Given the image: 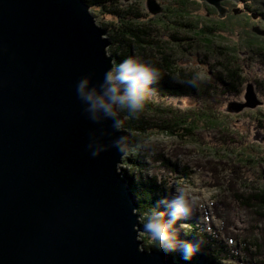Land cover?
I'll use <instances>...</instances> for the list:
<instances>
[{
  "label": "water",
  "instance_id": "95a60500",
  "mask_svg": "<svg viewBox=\"0 0 264 264\" xmlns=\"http://www.w3.org/2000/svg\"><path fill=\"white\" fill-rule=\"evenodd\" d=\"M206 1L229 12L228 0ZM105 33L86 0H0V264L188 262L142 246L137 194L119 169L127 153L85 147L92 132L119 135L88 121L74 92L114 60ZM244 97L228 109L261 104L252 82Z\"/></svg>",
  "mask_w": 264,
  "mask_h": 264
},
{
  "label": "rangeland",
  "instance_id": "374dc122",
  "mask_svg": "<svg viewBox=\"0 0 264 264\" xmlns=\"http://www.w3.org/2000/svg\"><path fill=\"white\" fill-rule=\"evenodd\" d=\"M102 1L106 7L90 5V11L96 22L105 28V37L115 35L118 38L117 24L122 22L109 11L117 8L133 19L138 16L136 20L147 25L149 32L167 45L164 47L166 52H171L169 59L184 69L200 87L190 96L161 98L155 95L156 102L163 108L188 113L191 117L207 110L208 118L217 117L219 122L214 126L209 124L207 117L200 118L193 137L185 133V137L168 136L157 129L148 130L138 146L147 143L149 148L137 146L136 150L130 151L132 157L136 156L142 162V170L132 164H123L124 159L119 169L132 171L135 182L141 185L152 179L150 181L155 183V187L165 190L166 195L180 184L187 186L197 203L189 220L199 226V231L193 238L188 237L186 232L193 228L185 220L182 227L184 238L198 236L202 240V234H206L210 241L217 239L221 242L228 257L218 263L204 251L194 256L199 257L194 264H264V245L261 248L259 244L260 239L264 242V212L250 206L253 200L251 193L264 191V52L250 49L244 43L256 35L264 39V34L252 30L253 26L264 29V0L224 1L229 9L226 15H231L232 10L238 7L241 17L233 20L236 26L233 31L215 35L212 47L195 40L194 32L178 25V22L193 21L196 16L206 17V22L218 17V11L214 12V6L206 0H157L162 6L158 14L148 10L147 0ZM180 7H187V17L172 14L170 9ZM115 47L116 43L108 46L111 52L116 50ZM225 47L238 51L230 58L231 61L222 55ZM125 48L123 46V51ZM131 54L137 56L135 48ZM153 54L159 58L162 53L154 50ZM230 68L238 70L241 75L239 83L229 78ZM220 75L224 81L220 80ZM249 82L254 83L261 104L253 108L244 107L240 111L229 110L230 103L245 101ZM127 137L131 139L128 133ZM239 152L249 153L254 162L241 160ZM144 213L142 210L139 216ZM140 239L143 247L153 245L141 231Z\"/></svg>",
  "mask_w": 264,
  "mask_h": 264
},
{
  "label": "trees",
  "instance_id": "16d2710c",
  "mask_svg": "<svg viewBox=\"0 0 264 264\" xmlns=\"http://www.w3.org/2000/svg\"><path fill=\"white\" fill-rule=\"evenodd\" d=\"M86 2L90 5L106 7L102 0H86ZM116 9H113L109 12L115 15L117 18H120L122 21L121 23L117 24V33L121 38L119 39V36L116 38L115 35H111V38L109 39L111 43H116L117 47H115L116 50L112 49L113 53L108 48V52H111L110 54L114 56L115 61H119L126 56H131V52L135 48L138 57L151 60L161 72L160 79L153 86L155 88V92L150 95L149 99L145 102L144 108L134 118L126 117L124 119L123 129L129 135H131V139L129 138V143L132 145V147L125 155L123 164H132L134 168H138L139 171H141L142 169L140 168L143 167L142 162L136 156L132 157V155H130V151H132V149L136 150L139 142L141 141V137L144 136L148 130L157 129L168 136L185 137V135H190L189 137H193L194 131L198 128L197 126L200 118L204 119V117H207L209 124L211 123V125L214 126H218V121L217 117L214 118L210 116L208 118V112H206L207 110H202L201 114H195L194 117H191L188 113L174 111L172 108H163L159 103L156 102L155 95L161 98L173 95L190 96L192 92L199 91L200 87L197 85L196 81L195 86H192L188 83V81L193 80L191 79V76L188 73H185L184 69L178 68L176 63H173V61L169 59V54L171 52H166L167 45H164L162 43L163 41H160L159 38L156 39L155 36L149 32L150 30L147 25L137 21L136 19L138 16H136V19H133L132 17L128 16L129 14H127L125 11V14H122L120 10ZM170 10L172 14L177 17H180L182 14V16L187 17L189 14L187 7H180ZM213 11L215 12L217 10L213 9ZM239 17H241V15L235 14L232 10L231 15H225L224 17H220L218 15V17L211 19L210 22H206V17L196 16L193 21L187 20L185 23L178 22V25L182 28L184 27L190 30L191 32H194L195 40L202 41L207 47H212L214 46L213 39L215 38V35H218L219 32L228 30L233 31L236 27L233 24V20ZM157 19L160 20L159 17ZM245 33H248V31H245ZM244 43L250 49L257 48L264 52V39H261L258 35L247 38ZM123 46H126L125 51H123ZM164 46H166V48ZM217 48L219 49L220 46ZM154 50H160L162 53L161 57L156 58L155 54H153ZM222 50V55L225 56V59H229L230 61L232 60L230 58L233 55H236L238 52L237 50H233L229 47H225V49ZM228 73L229 78H231L234 83H239L241 81L239 78L241 75L235 68H230ZM220 80L224 81V77L222 76ZM230 88H232V86H230ZM184 133L185 135H183ZM239 154L240 159L246 163L250 161H252L251 163L254 162V159H252L253 157L251 158L252 155L249 153L246 154L239 152ZM122 172L127 177L131 187L136 191L137 197L139 199V215L142 210L147 212L149 210V206L151 208L159 197L166 195L165 190L157 189L155 187V183L150 181L152 179L144 181V185H141L142 183L140 184L135 182L132 171L130 172L123 168ZM251 197L253 200L251 201L250 206L254 207L258 211L263 210L261 213L264 212L263 189L255 194L251 193ZM187 220L193 229H189L186 232V235L190 238H193V236L196 234V231H199V226L196 225V223L191 222L189 219ZM202 240L204 241L202 252L205 251V254L210 256L212 260L218 261L219 263L221 260L228 258L225 254L224 246L221 245L219 240L212 239V241H210L206 234H202ZM259 244L262 248L264 242L260 239ZM214 246L216 247L214 248ZM144 248L155 249L153 245H145ZM198 259L199 257H193L192 260L188 262L195 263L198 262ZM188 262L187 264H189Z\"/></svg>",
  "mask_w": 264,
  "mask_h": 264
},
{
  "label": "clouds",
  "instance_id": "9594fccd",
  "mask_svg": "<svg viewBox=\"0 0 264 264\" xmlns=\"http://www.w3.org/2000/svg\"><path fill=\"white\" fill-rule=\"evenodd\" d=\"M160 77V69L151 60L131 55L119 61L111 60L99 80H94L92 74L77 79L74 92L87 120L98 125L108 121L112 132L119 133L110 143H105L102 133L92 132L85 145L92 157L109 148L120 155L130 150L132 145L123 134L124 119L134 118L144 108ZM188 83L195 86V80ZM138 147L148 149L149 145L144 143ZM196 208V200L189 189L180 184L170 195L159 197L146 213L137 217L140 231L147 235L158 252H179L183 261H190L203 251L204 245L198 236L187 239L182 233L183 222L193 217Z\"/></svg>",
  "mask_w": 264,
  "mask_h": 264
},
{
  "label": "bare ground",
  "instance_id": "6f19581e",
  "mask_svg": "<svg viewBox=\"0 0 264 264\" xmlns=\"http://www.w3.org/2000/svg\"><path fill=\"white\" fill-rule=\"evenodd\" d=\"M215 71H216V70H215ZM196 80H197V79H196ZM199 82H200V81H199ZM199 82H198V83H199ZM205 82H206V81H205ZM199 84H200V83H199ZM130 186H131V185H130ZM131 188H132V187H131Z\"/></svg>",
  "mask_w": 264,
  "mask_h": 264
}]
</instances>
